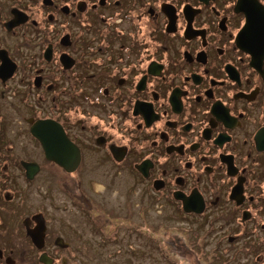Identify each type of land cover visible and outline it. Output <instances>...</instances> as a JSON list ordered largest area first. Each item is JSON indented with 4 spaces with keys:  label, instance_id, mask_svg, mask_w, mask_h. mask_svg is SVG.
I'll list each match as a JSON object with an SVG mask.
<instances>
[{
    "label": "flooded vegetation",
    "instance_id": "obj_1",
    "mask_svg": "<svg viewBox=\"0 0 264 264\" xmlns=\"http://www.w3.org/2000/svg\"><path fill=\"white\" fill-rule=\"evenodd\" d=\"M149 199L264 264V0H0V264Z\"/></svg>",
    "mask_w": 264,
    "mask_h": 264
},
{
    "label": "rangeland",
    "instance_id": "obj_2",
    "mask_svg": "<svg viewBox=\"0 0 264 264\" xmlns=\"http://www.w3.org/2000/svg\"><path fill=\"white\" fill-rule=\"evenodd\" d=\"M100 170L104 171V168ZM82 181L86 185L84 190H89L91 180ZM132 196L136 198V193ZM149 202L139 207L143 217L134 213L137 207L135 211L132 210L131 216L124 219L114 218L112 222L102 225L108 218L106 213H102L104 220L98 224L92 223L97 231H102L105 226L106 236L111 243L103 244L102 233L94 231L89 222L82 223L84 237L79 243V254L73 257L70 253H64L65 264H261L256 254H240L235 258L232 248H225L227 241L216 240L218 230L211 231L213 235L208 241L204 240L209 233L208 228L197 227V220L193 216H185V220L178 217L177 208L171 201L161 200L152 204L149 199ZM174 214L177 217L174 218ZM81 218H84L83 214ZM119 222L123 228L118 230V234L111 235ZM86 238L89 240L87 243L83 240ZM202 243L206 245L203 248L200 247Z\"/></svg>",
    "mask_w": 264,
    "mask_h": 264
},
{
    "label": "water",
    "instance_id": "obj_3",
    "mask_svg": "<svg viewBox=\"0 0 264 264\" xmlns=\"http://www.w3.org/2000/svg\"><path fill=\"white\" fill-rule=\"evenodd\" d=\"M61 163L67 165V163H66L65 161H63V162H61ZM184 203H185L184 208H185L187 211H190V210H193V211H196V212H200V211H202V208L199 206V204L194 205L193 207H189L188 204H187V201H186L185 199H184Z\"/></svg>",
    "mask_w": 264,
    "mask_h": 264
}]
</instances>
